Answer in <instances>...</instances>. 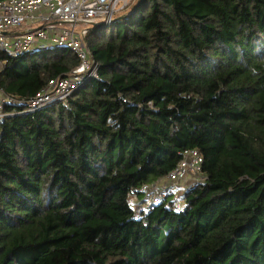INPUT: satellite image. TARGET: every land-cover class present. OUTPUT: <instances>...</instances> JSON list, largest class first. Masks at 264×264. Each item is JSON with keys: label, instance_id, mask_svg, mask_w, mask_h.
Here are the masks:
<instances>
[{"label": "trees", "instance_id": "obj_1", "mask_svg": "<svg viewBox=\"0 0 264 264\" xmlns=\"http://www.w3.org/2000/svg\"><path fill=\"white\" fill-rule=\"evenodd\" d=\"M122 11L86 35L96 75L66 101L26 104L74 52L0 49V264H264V0ZM192 149L179 206H144Z\"/></svg>", "mask_w": 264, "mask_h": 264}, {"label": "built area", "instance_id": "obj_2", "mask_svg": "<svg viewBox=\"0 0 264 264\" xmlns=\"http://www.w3.org/2000/svg\"><path fill=\"white\" fill-rule=\"evenodd\" d=\"M132 0H1L0 49L16 56L31 49L66 47L74 52L79 66L71 73L52 79L35 97L26 101L32 111L54 101H66L81 82L96 75V64L85 37L90 27L109 21L126 9ZM5 94V93H4ZM7 102L16 103L9 95L0 94V118L6 116ZM202 157L196 150H186L182 162L162 181L144 185L145 204L158 203L173 192L188 174L199 176ZM180 204V196L174 191Z\"/></svg>", "mask_w": 264, "mask_h": 264}, {"label": "rangeland", "instance_id": "obj_3", "mask_svg": "<svg viewBox=\"0 0 264 264\" xmlns=\"http://www.w3.org/2000/svg\"><path fill=\"white\" fill-rule=\"evenodd\" d=\"M138 0H132L131 1V3H130V5H134V4H136V2H137ZM129 5V6H130ZM123 11H120V12H118L114 17H116V16H118V14L119 13H122ZM113 17V18H114ZM92 27H90V29H91ZM90 29H89V31H90ZM0 94L1 95H5L4 94V92L0 89ZM198 180H200V177L199 176H197V175H192L191 177H190V179H188L185 183H180L178 186H176L175 188H174V190H173V192L175 191L176 192V194L179 196L180 194H182L183 193V191L185 190V188H187L188 186H190V185H192L194 182H197ZM138 197L137 196H133L132 197V201H133V203H136V201H138ZM136 207H138V205H136Z\"/></svg>", "mask_w": 264, "mask_h": 264}, {"label": "water", "instance_id": "obj_4", "mask_svg": "<svg viewBox=\"0 0 264 264\" xmlns=\"http://www.w3.org/2000/svg\"><path fill=\"white\" fill-rule=\"evenodd\" d=\"M142 2H143V0H139V1L136 3V8H137ZM115 18H118V17L116 16V17L112 18V19L110 20V22H112V20L115 19ZM108 23H109V21H102V22H99V23L95 24V26H96V25H101V24H108Z\"/></svg>", "mask_w": 264, "mask_h": 264}, {"label": "crops", "instance_id": "obj_5", "mask_svg": "<svg viewBox=\"0 0 264 264\" xmlns=\"http://www.w3.org/2000/svg\"><path fill=\"white\" fill-rule=\"evenodd\" d=\"M191 176H192V174H188L187 177L183 180L182 183H185L188 179H190Z\"/></svg>", "mask_w": 264, "mask_h": 264}]
</instances>
